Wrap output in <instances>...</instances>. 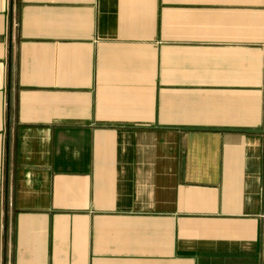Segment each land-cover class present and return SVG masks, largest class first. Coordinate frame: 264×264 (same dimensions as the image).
<instances>
[{
  "label": "crops",
  "instance_id": "obj_1",
  "mask_svg": "<svg viewBox=\"0 0 264 264\" xmlns=\"http://www.w3.org/2000/svg\"><path fill=\"white\" fill-rule=\"evenodd\" d=\"M0 264H264V0H0Z\"/></svg>",
  "mask_w": 264,
  "mask_h": 264
}]
</instances>
